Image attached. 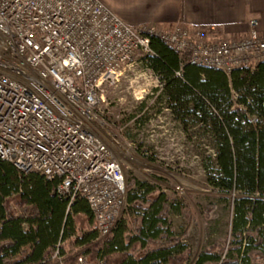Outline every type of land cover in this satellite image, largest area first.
<instances>
[{
  "label": "built area",
  "instance_id": "obj_1",
  "mask_svg": "<svg viewBox=\"0 0 264 264\" xmlns=\"http://www.w3.org/2000/svg\"><path fill=\"white\" fill-rule=\"evenodd\" d=\"M248 25L244 38L209 41L203 30L181 25L129 27L99 0H0V160L55 181L69 206L83 199L96 239L108 237L127 193L126 152L115 154L104 140L111 134L106 96L123 67L138 63L156 96L162 92L159 77L140 59L155 56L150 38L156 37L183 66L225 75L254 70L264 61V30L257 20ZM146 111L132 126L143 124ZM76 264L88 262L79 256Z\"/></svg>",
  "mask_w": 264,
  "mask_h": 264
},
{
  "label": "trees",
  "instance_id": "obj_2",
  "mask_svg": "<svg viewBox=\"0 0 264 264\" xmlns=\"http://www.w3.org/2000/svg\"><path fill=\"white\" fill-rule=\"evenodd\" d=\"M150 45L155 56L140 59L163 84L161 100L174 120L183 133L199 126L212 139L216 159L214 165L205 167L207 184L225 199L231 192L239 194L232 200L230 233L236 249L244 250L240 264H248L251 255L264 264V61L254 70L236 69L225 75L214 69L183 66V58L156 37L150 38ZM179 70L181 78L175 76ZM56 184L0 160V264H51L50 252L59 235L70 239L76 224L83 233L74 244L85 245L82 256L94 264L98 259L105 264H172L179 244L144 250L148 241L164 233L163 194L138 214L140 226L132 241L142 250L134 259L120 245L102 254L100 243H93L97 233L86 202L77 198L70 205L74 214H65L67 202L57 196ZM134 187L129 202L146 203L145 196L153 188L138 181ZM214 209L211 205L207 212ZM87 228L93 230L85 233ZM122 235V228H117L113 241ZM167 241L174 242L168 235ZM79 256H71L64 264H76ZM206 258L201 260L206 262ZM210 259L215 264H233L219 257Z\"/></svg>",
  "mask_w": 264,
  "mask_h": 264
},
{
  "label": "rangeland",
  "instance_id": "obj_3",
  "mask_svg": "<svg viewBox=\"0 0 264 264\" xmlns=\"http://www.w3.org/2000/svg\"><path fill=\"white\" fill-rule=\"evenodd\" d=\"M122 71L116 88L106 96L104 110L111 134H104V140L115 154L126 152L122 166L126 201L114 220L110 236L94 238L93 243H100L102 254L120 245L132 258L138 259L142 248L138 242L132 241L140 226L138 214L158 194H163L165 204L161 216L166 220L164 233L154 241H148L144 250L179 244L181 248L173 252L172 264H215L211 257L240 264L244 250L236 249L230 233L232 200L239 194L231 192L225 199L206 182L205 167L214 165L216 159L211 137L199 126L188 129V134L183 133L182 126L161 100L162 92L156 96L153 82L143 74L144 68L138 63L128 64ZM142 110L147 112L146 120L138 127L132 126V119ZM135 181L153 188L145 196L146 203L129 202V196L135 194ZM211 205L215 207L214 211L207 212ZM65 206V214L72 216L71 206ZM81 206L77 207L78 210ZM119 227L123 235L120 240L113 241L112 234ZM91 230L87 228L84 232ZM81 232L76 224L70 239L59 235L50 252L51 264H64L71 256L85 253V245L74 244ZM167 235L173 243L167 241ZM202 256L207 257L206 262L201 260ZM86 259L88 264H94ZM260 262L256 255H251L248 264Z\"/></svg>",
  "mask_w": 264,
  "mask_h": 264
},
{
  "label": "crops",
  "instance_id": "obj_4",
  "mask_svg": "<svg viewBox=\"0 0 264 264\" xmlns=\"http://www.w3.org/2000/svg\"><path fill=\"white\" fill-rule=\"evenodd\" d=\"M132 28L203 30L209 41L238 40L257 20L264 30V0H99Z\"/></svg>",
  "mask_w": 264,
  "mask_h": 264
}]
</instances>
